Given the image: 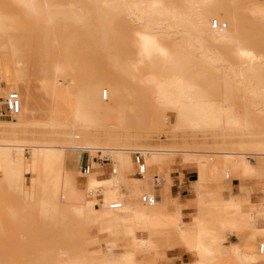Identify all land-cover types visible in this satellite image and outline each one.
Instances as JSON below:
<instances>
[{
	"label": "rangeland",
	"instance_id": "rangeland-1",
	"mask_svg": "<svg viewBox=\"0 0 264 264\" xmlns=\"http://www.w3.org/2000/svg\"><path fill=\"white\" fill-rule=\"evenodd\" d=\"M13 1L25 14L20 12L19 35L0 45V51L10 52L19 79L0 91V102L3 105L15 90L22 111L12 115L5 110L0 115V151L15 160L0 162V264H51L52 253L66 264H128L121 254L133 247L118 218L133 205L148 204L151 193L148 179L126 182L133 166L140 169L136 153L145 155L156 148L164 158L176 151L202 152L207 164L217 154L244 153L264 183V17L250 13L264 0H214L210 21L226 23L222 29L237 38L215 40L223 46L216 45L212 35H194L178 27L158 15L157 8L147 9L148 0H29V6L24 0ZM161 1L168 8L185 7V0ZM130 4L135 8L129 9ZM142 10L148 11L146 17ZM5 21L0 14V23ZM146 32L163 34L161 46L147 47L142 35ZM233 41L248 55L235 58L227 48ZM59 65L65 66L63 71L55 70ZM177 74L189 87L175 91L171 102L161 96L163 83ZM68 95L79 104V115L69 112ZM197 100L236 107L245 116V126L195 124V115L179 105ZM91 145L101 148L93 160L103 157L98 164L92 162L94 166H104L112 174L111 164L116 162L119 174L114 181H122V189L104 211L103 193L97 194L101 187L95 183L98 175L90 172L85 190L89 201L83 208L58 187L63 181L79 186L87 182L88 173L80 164L91 156L84 152L81 158L78 149ZM117 153L133 159L119 162ZM32 158L34 166L28 161ZM181 158L182 154L175 155L170 171L185 169L186 177L195 173L197 165H184ZM64 169L69 170L66 178L60 176ZM105 175L101 173L100 179ZM132 176L140 177L137 169ZM137 183H145V188L131 196L123 191ZM102 185L113 187L105 179ZM215 187L211 182L207 201ZM118 201H124L123 207L112 208ZM110 214L111 222L105 217ZM166 236H160L163 244L155 251L158 264L173 260L167 255L173 248L165 246ZM153 253L139 252L135 261L151 264ZM259 262H264V254Z\"/></svg>",
	"mask_w": 264,
	"mask_h": 264
},
{
	"label": "crops",
	"instance_id": "crops-1",
	"mask_svg": "<svg viewBox=\"0 0 264 264\" xmlns=\"http://www.w3.org/2000/svg\"><path fill=\"white\" fill-rule=\"evenodd\" d=\"M20 9L22 7L13 0H0V14L6 16V21L0 23V45L14 41L15 36L19 35L22 11ZM232 38L237 39L235 36ZM212 40L214 41L213 38ZM214 43L225 45L220 42ZM227 46L232 54L233 46L231 44ZM18 79L17 66L10 52L0 51V91L12 86ZM3 108V105H0V111ZM154 152L156 155L151 156L148 163H144L146 171L142 176H132L135 169L138 174L137 166H133L132 173L126 175L127 184L130 181L148 179L151 183V193L148 204L133 205L132 210L118 218L130 235L129 246L133 247L121 254L124 255L123 261L128 260V264H142L135 261V257L143 251L154 252L151 264H158L155 251L162 246L160 236L165 233L168 243L164 245L173 248L167 251L168 257L173 260L163 264H264L259 262L260 256L264 254V183L257 178L260 174L255 171L241 172L237 165L235 170H227L222 154L215 155L209 170L205 171L203 165L205 163L202 159L205 154L202 152L176 151L165 155L164 158L161 150L155 148ZM176 154H182V164H196L195 173L186 177L185 169L170 171V163L173 162ZM89 160L84 157V161L89 162ZM90 162L99 163L94 160ZM114 164L116 162L112 163ZM255 165L259 166V164ZM251 167H255L252 162ZM223 173L226 178H223ZM231 173L235 176L231 177ZM112 175L116 176L106 173L102 179L113 183ZM192 176L196 178L191 179ZM182 180L185 182L182 183ZM213 181L216 182V187L214 192L210 193L211 200L207 201L205 198ZM191 182L192 192L189 191ZM119 185L122 189V181ZM102 186V183L96 184V187H101L104 202V190L112 187L102 189ZM176 187L178 191L175 190ZM144 188L145 183H137V186H124L123 191L131 196L133 191ZM152 198L151 205L149 199ZM129 200L133 201V198L129 197ZM194 205L198 206V210L193 207ZM147 215L152 217L156 226L149 227L143 219L139 224L137 223L138 216ZM125 222H129V225L135 229H140L142 233L140 236L147 230L151 245H146L144 248L139 246L135 233L128 230ZM154 227H158V230ZM151 228L155 230L152 229L154 231H150L152 233L148 232ZM261 245H263L262 251Z\"/></svg>",
	"mask_w": 264,
	"mask_h": 264
},
{
	"label": "bare ground",
	"instance_id": "bare-ground-1",
	"mask_svg": "<svg viewBox=\"0 0 264 264\" xmlns=\"http://www.w3.org/2000/svg\"><path fill=\"white\" fill-rule=\"evenodd\" d=\"M28 1L29 0H24L25 5H27V6L30 5V3ZM146 3H147V7H148L147 9H155L156 10V8H157L156 11H158V15L163 16L164 18H169L170 20H172L171 22H173L175 25H177L178 27L185 28L188 32H190L194 35H212V38L214 39V41L217 39L226 40L227 35H232L231 33L224 31L222 28H214L213 27V22H211L209 19V14H210V7L214 4V0H185V7L181 8V9H176L175 7L168 8L167 6H165L163 4V2L161 0H148V1H146ZM134 8H135L134 4L129 5V9H134ZM141 13H142V17H144V16L146 17L148 11L142 10ZM250 13L253 16L264 17V4L251 7ZM142 35H144V38H145L144 42L147 45V47H148V45H150V48H151L152 43L155 44L156 47L161 46L160 45V37L163 34L156 32V34H155L156 36H151L152 35L151 33L146 32V33H143ZM233 47L234 48H233L232 54L235 58H241V57H245L248 55V50L243 46L241 47L237 41H233ZM165 49L166 48H164L162 46V50H165ZM209 59H210V61H214L213 57H209ZM179 63H181V62H179ZM54 68H55V70H57L59 72V71H63L65 66L59 65V66H56ZM163 87H164V91H162L161 96L163 98L171 100V102H172L175 91L181 90V92H182L183 90H186L189 86L185 85L184 77L180 74H177L173 78L166 80L163 83ZM65 102H66L68 110L71 114H73V115H79L80 114L81 110H80L79 104L76 103L75 100L70 95L66 96ZM190 103L182 102L179 105V108L183 112H187V113L195 115V120H194L195 124H204L206 126L216 127V126H219L220 124L223 123L230 129H241L246 124L244 114L238 112L236 110V107L229 106L228 104H222L220 102L213 101V100L212 101L197 100V101H193V103H191V104ZM16 115H18V114H16ZM247 120H248V118H247ZM78 150L82 151L81 152V158H82V155L84 152H88L91 156V157L89 156L90 159L93 160L94 159L93 155L98 150H101V148H98L96 146L91 145V146H88V147H85L82 149H78ZM75 151H77V150H74L73 152H75ZM154 151H155V148L151 149V150H147L145 155L142 154L144 157V163H148L151 156L153 157L154 155H156ZM115 156L120 162L130 163L131 160L133 159V156H131V155H124V154H118L117 153ZM102 158L103 157L101 155H99L98 161L101 160ZM82 160H84V158H82ZM92 160H89V164L93 165V169H92V171L89 170V172H87L88 173L87 174L88 180L84 185L79 186L75 182H73V183H75V184H73V183H70L68 181H63V182H61V184L58 185V187L63 191L64 195L71 196L75 201L78 202L79 206H81L82 208L85 205H88V201H89L85 190L87 189V187L89 185L90 172H91V176L98 175L97 178L95 177L96 178V180H95L96 184L103 182V179H102L103 177L100 179L101 173H107L106 170L103 169V166H94V164L92 162H90ZM14 161L15 160H14L12 154H10L8 152H2L1 153V151H0V162L1 163L7 164V163L14 162ZM28 161H29V164L31 166H34L36 164V160L34 158L29 159ZM224 161H225V163H224L225 168L227 170H231V169L235 170L236 165L240 167L239 171H241V172L250 173V172L256 170L255 167L254 168L251 167V160L244 153H236L235 151L228 152V153H226V156L224 157ZM82 163L83 162H81V164ZM81 164H80V167H81ZM203 165H204L205 171L209 170L210 164L205 163ZM1 167H3V166L1 165ZM4 169L5 168H3V170ZM111 170H112V174H114V175H117L119 172L117 167H115L114 165L111 168ZM5 171H6V173H10L9 169H5ZM68 171H69L68 169H64L63 171L60 172V176L62 178H66L68 173H69ZM145 171H146V167H145ZM145 171H144V173H145ZM114 177L115 176L112 175V180H113L114 186L112 188L104 190L105 201L100 204L102 211H104L107 207L110 206V203L112 202L113 199H115L118 190L121 189L120 185H119L120 181L116 180V183H115ZM97 194L101 195V192H97ZM117 203H120L121 207L116 208V209H121L124 205V201H118ZM149 203L151 205L153 204V198L149 199ZM81 214H83V213L81 212ZM105 217L109 222H111V219L114 216L110 214V215L105 216ZM142 219L147 222L149 227L156 226L154 224L152 217H149L148 215L144 216V217L138 216L137 223L139 224ZM125 224L131 233H135L136 238L139 240V246L144 248L146 245L147 246L151 245V239L147 233V230H145L143 235L140 236L141 235L140 229H138V228L135 229V228L131 227L129 225V222H125ZM156 228L155 229L158 230V227H156ZM152 229L153 228H151V230H149L148 232L154 230V229L153 230ZM150 233H152V232H150ZM61 253H63V251ZM55 254H56V251H55ZM50 262H51V264H66L65 261L56 260L53 253H52V257H51ZM105 264H107V263H105Z\"/></svg>",
	"mask_w": 264,
	"mask_h": 264
},
{
	"label": "built area",
	"instance_id": "built-area-1",
	"mask_svg": "<svg viewBox=\"0 0 264 264\" xmlns=\"http://www.w3.org/2000/svg\"><path fill=\"white\" fill-rule=\"evenodd\" d=\"M227 26L226 23H221L218 20H214L213 21V27L214 28H225ZM0 105L1 102H0ZM3 110L1 109L0 111V115L4 114V111H8L10 114L12 115H16L19 114L22 111V103H21V99L19 96V93L15 90L10 91L8 93V95L6 96V98L4 99V104H3ZM136 160L137 163L139 164L140 170L138 171V175L142 176L144 171H145V166H144V157L141 153H136ZM81 169L84 172H89L90 170V164L87 161L83 160V163L81 164ZM146 197L143 198L144 201H146ZM112 208H119L121 207L120 203H112L111 204ZM261 251L263 250V245L260 246Z\"/></svg>",
	"mask_w": 264,
	"mask_h": 264
}]
</instances>
